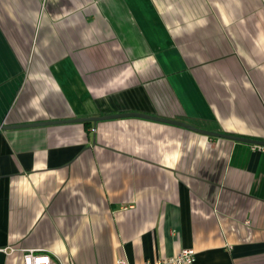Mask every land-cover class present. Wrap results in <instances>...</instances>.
<instances>
[{
  "label": "crops",
  "instance_id": "obj_1",
  "mask_svg": "<svg viewBox=\"0 0 264 264\" xmlns=\"http://www.w3.org/2000/svg\"><path fill=\"white\" fill-rule=\"evenodd\" d=\"M137 112L264 141V0H0V125ZM121 118L0 130V264H264V152Z\"/></svg>",
  "mask_w": 264,
  "mask_h": 264
},
{
  "label": "water",
  "instance_id": "obj_2",
  "mask_svg": "<svg viewBox=\"0 0 264 264\" xmlns=\"http://www.w3.org/2000/svg\"><path fill=\"white\" fill-rule=\"evenodd\" d=\"M121 118H140V119H145V120H150V121H155V122H160V123H165V124H170V125H175V126H180L182 128L188 129L190 131L205 135L210 136V137H217V138H222V139H227L231 141H237V142H243V143H248L251 145L255 146H262L264 147V141H258V140H253L239 136H233L229 134H223V133H217V132H211L206 130H202L199 128H196L195 126H192L188 123L181 122L178 120H173V119H167V118H161L157 116H151L147 114H141L137 112H128V113H121V114H114V115H104V116H95V117H88V118H71L68 120H56V121H45L44 122H35V123H28V124H19V125H0V130H15V129H21V128H29V127H42V126H48V125H57V124H67V123H84V122H92L96 123L98 121L102 120H111V119H121Z\"/></svg>",
  "mask_w": 264,
  "mask_h": 264
},
{
  "label": "built area",
  "instance_id": "obj_3",
  "mask_svg": "<svg viewBox=\"0 0 264 264\" xmlns=\"http://www.w3.org/2000/svg\"><path fill=\"white\" fill-rule=\"evenodd\" d=\"M253 150L264 152L262 146H252ZM22 264H59L52 256L39 250H21ZM195 261V253L192 249H181L177 254L167 259L159 260L156 264H193ZM118 264H125L123 261H118Z\"/></svg>",
  "mask_w": 264,
  "mask_h": 264
},
{
  "label": "trees",
  "instance_id": "obj_4",
  "mask_svg": "<svg viewBox=\"0 0 264 264\" xmlns=\"http://www.w3.org/2000/svg\"><path fill=\"white\" fill-rule=\"evenodd\" d=\"M83 124H84V126H89V125H91V122H84Z\"/></svg>",
  "mask_w": 264,
  "mask_h": 264
}]
</instances>
